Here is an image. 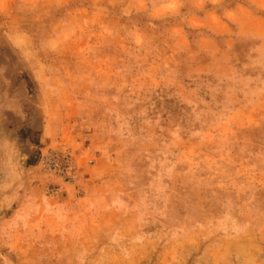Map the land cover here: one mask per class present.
<instances>
[{
  "label": "rangeland",
  "instance_id": "1",
  "mask_svg": "<svg viewBox=\"0 0 264 264\" xmlns=\"http://www.w3.org/2000/svg\"><path fill=\"white\" fill-rule=\"evenodd\" d=\"M0 30L39 148L89 147L75 186L0 174V264H264V0H0Z\"/></svg>",
  "mask_w": 264,
  "mask_h": 264
},
{
  "label": "crops",
  "instance_id": "2",
  "mask_svg": "<svg viewBox=\"0 0 264 264\" xmlns=\"http://www.w3.org/2000/svg\"><path fill=\"white\" fill-rule=\"evenodd\" d=\"M22 38L15 32L2 33L0 30V174L4 172L6 178L20 176L28 187L39 172V145L51 137L52 122L39 107V82L32 78L38 88L31 95L25 80L26 68L18 67L17 58L11 54L15 51L19 57L26 53L23 44L27 40ZM5 42L10 58L2 56ZM11 61L15 66H9ZM3 187L10 188L8 193H4L8 194L4 201H9L11 207L15 202L22 201L23 196L17 195L16 188L5 183ZM3 216L5 210L0 215Z\"/></svg>",
  "mask_w": 264,
  "mask_h": 264
},
{
  "label": "built area",
  "instance_id": "3",
  "mask_svg": "<svg viewBox=\"0 0 264 264\" xmlns=\"http://www.w3.org/2000/svg\"><path fill=\"white\" fill-rule=\"evenodd\" d=\"M82 148L64 145L46 146L40 149L38 166L45 174L56 178L62 184L75 186L79 183L83 167L81 166L82 150H88L87 136L80 138ZM82 149V150H81Z\"/></svg>",
  "mask_w": 264,
  "mask_h": 264
}]
</instances>
